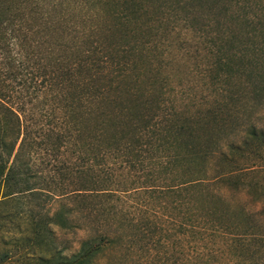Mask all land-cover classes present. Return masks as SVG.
I'll return each instance as SVG.
<instances>
[{
  "label": "trees",
  "instance_id": "trees-1",
  "mask_svg": "<svg viewBox=\"0 0 264 264\" xmlns=\"http://www.w3.org/2000/svg\"><path fill=\"white\" fill-rule=\"evenodd\" d=\"M261 109L264 0H0V207L43 197L84 232L46 264H96L163 219L180 264L256 235L264 208L234 196L264 200Z\"/></svg>",
  "mask_w": 264,
  "mask_h": 264
},
{
  "label": "rangeland",
  "instance_id": "rangeland-1",
  "mask_svg": "<svg viewBox=\"0 0 264 264\" xmlns=\"http://www.w3.org/2000/svg\"><path fill=\"white\" fill-rule=\"evenodd\" d=\"M30 106V104L27 105V107ZM258 113L260 115L259 124L264 126V109L259 110ZM29 114L28 117L33 123L35 117L38 116L37 110L30 111ZM34 161L43 167L47 160L43 158ZM48 173L47 169H42V176ZM260 181L264 183V177L260 178ZM253 196H256V192L251 190L250 195L244 192L238 193L234 199L238 203H245L248 209L264 208V200L259 203L252 202ZM44 200L43 197L40 199L41 205L39 206L23 200L11 201L0 207V259L5 264H46L39 261V256L45 254L44 258H49L47 253L51 242L55 241L59 247L69 243L77 245L76 241L84 237L82 231L67 232L56 226L51 227L47 222L48 215L52 212L51 203ZM128 200L130 205L128 217L133 216L135 219L137 210L131 203L139 199L135 197ZM152 209L157 210L156 207ZM171 213V216L175 218V214ZM149 217L151 218V215ZM164 220L144 235H135L133 231L130 238L126 236L112 243L98 257L96 264H180L174 221L169 224ZM254 227L260 231L254 234L255 236L240 238L242 241L241 243L236 242L237 247L234 242H231L229 235L223 237L224 239L215 237L213 244L210 245L213 254L204 264H264V216L255 221ZM43 228L53 229V234ZM70 249L64 250L63 253L68 255Z\"/></svg>",
  "mask_w": 264,
  "mask_h": 264
}]
</instances>
